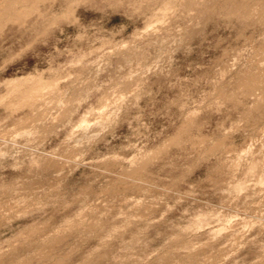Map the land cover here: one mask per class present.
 Here are the masks:
<instances>
[{"label": "rangeland", "instance_id": "374dc122", "mask_svg": "<svg viewBox=\"0 0 264 264\" xmlns=\"http://www.w3.org/2000/svg\"><path fill=\"white\" fill-rule=\"evenodd\" d=\"M6 1L0 264H264V0Z\"/></svg>", "mask_w": 264, "mask_h": 264}, {"label": "bare ground", "instance_id": "6f19581e", "mask_svg": "<svg viewBox=\"0 0 264 264\" xmlns=\"http://www.w3.org/2000/svg\"><path fill=\"white\" fill-rule=\"evenodd\" d=\"M1 1H2V0H1ZM5 1H6V0H5ZM7 1H8V0H7ZM7 1H6V4L8 5ZM17 1H18V0H17ZM21 1H22V0H21ZM21 1H20V2H21ZM24 1H25V0H24ZM30 1H31V0H30ZM34 1H35V0H34ZM39 1H40V0H39ZM50 1H51V0H50ZM74 1H75V0H74ZM214 1H215V0H214ZM222 1H224V0H222ZM230 1H231V0H230ZM230 1H229V2H230ZM232 1H233V0H232ZM9 2H10V0H9ZM37 2H38V0H37ZM229 2H227V3H229ZM10 3H12V2H10ZM10 3H9V4H10ZM17 3H18V2H17ZM22 3H23V2H22ZM25 3H27V2H25ZM28 3H29V1H28ZM31 3H32V1H31ZM38 3H39V2H38ZM224 3H225V2H224ZM227 3H226V4H227ZM18 4H19V3H18ZM233 4H234V3H233ZM233 4H232V5H233ZM0 5H2V4H0ZM12 5H13V4H12ZM29 5H30V4H29ZM29 5H28V6H29ZM216 5H217V4H216ZM10 6H11V5H8L7 7L9 8ZM13 6H14V5H13ZM32 6H33V5H32ZM69 6H70V5H69ZM219 6H220V4H219ZM1 7H2V6H1ZM7 7H6V6H3V8H5L6 11H7V9H8ZM36 7H37V6H36ZM36 7H35V8H36ZM213 7H214V6H213ZM3 8H2V9H3ZM11 8H13V7H11ZM11 8H9L8 10H9V11H10V10L13 11V9H11ZM16 8H17V6H16ZM24 8H25V7H24ZM26 8H27V7H26ZM215 8H216V7H215ZM2 9L0 8V13H1V11H3V14H5V13H4V9H3V10H2ZM28 9H29V8H28ZM36 9H37V8H36ZM224 9H225V8H224ZM17 10H18V9H17ZM32 10H33V9H32ZM32 10H31V11H32ZM34 10H35V9H34ZM70 10H71V9H70ZM221 10H222V9H221ZM12 11H11V12H12ZM26 11H27V10H26ZM67 11H68V10H67ZM67 11H65V12H67ZM16 12H17V11H16ZM68 12H70V11H68ZM260 12H262L263 17H264V13H263L264 11H263V10H262V11L260 10ZM6 13H7V12H6ZM9 13H10V12H9ZM24 13H25V12H24ZM63 13H64V12H63ZM63 13H61V14H63ZM7 14H8V13H7ZM18 14H19V12H18ZM25 14H26V13H25ZM238 14H239V13H238ZM240 14H241V12H240ZM259 14H260V13H259ZM259 14H258V16H259ZM262 14H260V15H262ZM0 15H1V14H0ZM16 15H17V14H16ZM21 15H22V14H21ZM2 16H3V15H2ZM12 16H13V15H12ZM62 16H63V15H62ZM66 16H68V14H67ZM70 16H71V15H70ZM5 17H7V16L5 15ZM24 17H25V16H24ZM259 17H261V16H259ZM263 17H261V18H263ZM1 18H2V17H1ZM60 18H61V17H60ZM63 18H64V17H63ZM65 18L67 19V17H65ZM248 18H249V17H248ZM7 19H8V18H7ZM7 19H6V20H7ZM18 19H19V18H18ZM22 19H23V18H22ZM20 20H21V19H20ZM4 21H5V20H4ZM9 21H10V20H9ZM11 21H12V20H11ZM67 21H68V20H67ZM13 22H14V21H13ZM249 72L251 73V71H249ZM249 72H246V74L249 73ZM258 73H259V72H258ZM260 73H261V72H260ZM244 74H245V73H244ZM244 74H243V75H244ZM252 74H253V73H252ZM252 74H250V75L248 74V75L250 76V78H249L247 75H245V76L247 77L246 79H243L245 76H244V77L241 76V79H240V77H239L238 80H239V81H240V80H244V81H240V82L242 83V85H243V84H244V85H245V84H246V85L248 84V86H247V87H248V88H247L248 90H249V87H250V86H251L253 89H254V88H255V89L258 88V90L261 89L260 87L263 88L264 77H262L261 74H259V75H261V77H258L257 74H256L255 72H254L253 75H252ZM34 77H35V76H34ZM248 78H249V79H248ZM20 80H21V79H20ZM25 81H26V80H25ZM33 81H34V80H33ZM239 81H238V82H239ZM14 82H15V81H14ZM240 82H239V84H241ZM261 82H262V84H261ZM17 83H18V82H17ZM17 83H15V86H14V84H13L12 87H10L9 92H13V93H15L16 96H19V99H20V96H21V97L23 96V98H24V97L27 98V97H28L27 95L30 94L29 91L31 92L33 88H31V89L29 90V88H26V87H23V86H22V85H24V84H22V85H21V84H18V85H17ZM20 83H21V82H20ZM34 83H35V82H34ZM26 84H27V83H26ZM239 84H238L237 87H239ZM30 85H31V84H30ZM33 85H34V84H33ZM43 85H44V84H43ZM242 85H241V88H243ZM244 85H243V86H244ZM246 85H245V86H246ZM260 85H261V86H260ZM9 86H10V85H9ZM36 86H37V85H36ZM30 87H31V86H30ZM32 87H33V86H32ZM251 87H250V88H251ZM244 88H245V87H244ZM252 88H251V90H252ZM237 89H238V88H237ZM245 89H246V88H245ZM251 90H250V91H251ZM261 90H262V89H261ZM60 91H61V90H60ZM250 91H248V92H250ZM252 91H253V90H252ZM252 91H251V92H252ZM259 91H260V90H259ZM9 92H8V93H9ZM33 92H34V90H33ZM11 94H12V93H11ZM31 94H32V93H31ZM12 95H13V94H12ZM13 96H14V95H13ZM16 96H15V97H16ZM226 96H227V95H226ZM10 97H11V96H10ZM29 97H30V96H29ZM32 97H33V96H32ZM25 98H24L23 100H22V99H21V100L24 101ZM227 98H228V97H227ZM227 98H226V99H227ZM233 98H234V97H233ZM262 98H263V97H262ZM228 99H229V98H228ZM228 99H227V101H228ZM260 99H261V98H260ZM15 100H16V99H15ZM30 100H31V99H30ZM4 101H5V100H4ZM0 102H1V101H0ZM232 102H233V101H232ZM26 103H27V101H26ZM29 103H30V102H29ZM11 105H12V104H11ZM30 105H31V104H30ZM30 105H29V106H30ZM14 106H15V104H14ZM14 106H13V107H14ZM24 106H25V105H24ZM26 107H27V105H26ZM10 108H11V107H10ZM256 108H257V107H256ZM8 109H9V108H8ZM20 109H21V108H20ZM12 110H13V109H12ZM16 111H17V110H16ZM28 119H29V118H28ZM42 161H43V160H42ZM50 161H51V160H50ZM45 162L47 163V160H46ZM53 162H54V161H53ZM46 163H44V164H46ZM54 163H55V162H54ZM54 163H53V164H54ZM142 163H143V162H142ZM47 164H49V163H47ZM55 164H56V163H55ZM55 164H54V165H55ZM140 164H141V163H140ZM144 164H145V163H143V165H144ZM146 164H147V163H146ZM146 164H145V165H146ZM54 165H53V166H54ZM57 165H58V164H57ZM36 166H37V165H36ZM40 166H41V165H40ZM50 166H51V164H50ZM133 166H134V165H133ZM46 167H49V166L47 165ZM134 167H135V166H134ZM137 167H138V166H137ZM255 167H256V166H255ZM44 168H45V167H44ZM52 168H53V167H52ZM54 168H55V167H54ZM135 168H136V167H135ZM135 168H134V169H135ZM42 169H43V166H42ZM46 169H47V168H46ZM46 169H45V170H46ZM48 169H50V168H48ZM140 169H141V170H142V169L144 170L145 168H144V167L142 168V166H141ZM53 170H54V169H53ZM59 170H60V169H59ZM131 170H132V169H131ZM41 171H42V170H41ZM47 171H48V170H47ZM136 171H139V170H136ZM144 171H145V170H144ZM144 171H143V173H144ZM253 171H254V170H253ZM38 172H40L39 169H38ZM49 173H50V172H49ZM59 173H61V172H59ZM34 174H35V172H34ZM56 174H57V172H56ZM39 175H41V174H39ZM140 175H141V174H140ZM37 176H38V174H37ZM39 177H40V176H39ZM44 178H45V177H44ZM41 180H42V179H41ZM42 182H43V181H42ZM39 184H40V183H39ZM87 190H88V189H87ZM81 192H82V191H81ZM32 229H33V228H32ZM32 229H31V230H32ZM32 231H33V230H32ZM54 232H55V231H54ZM30 236H31V235H30ZM31 246H32V245H31ZM43 248H44V247H43Z\"/></svg>", "mask_w": 264, "mask_h": 264}]
</instances>
